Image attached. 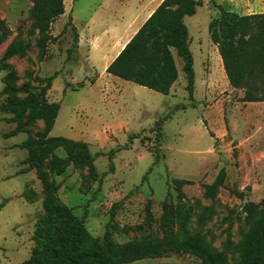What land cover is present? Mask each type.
Masks as SVG:
<instances>
[{
	"label": "rangeland",
	"instance_id": "rangeland-1",
	"mask_svg": "<svg viewBox=\"0 0 264 264\" xmlns=\"http://www.w3.org/2000/svg\"><path fill=\"white\" fill-rule=\"evenodd\" d=\"M63 2L65 12L51 26L50 40L39 46L30 31L31 3L0 0V58L11 44L22 50L0 72V105L6 99L1 78L7 72L18 76L17 85L28 81L26 72L52 78L46 98L60 108L50 135L82 141L92 156L101 155L94 158V172L69 164L56 173L49 166L52 155L64 159L67 154L44 145L43 121L9 137L16 125L9 120L12 115L0 111V264L29 258L43 212L41 182L36 170L24 164L28 154L20 148L28 138L49 180L60 186L57 198L72 214L86 216L84 226L93 238L101 241L109 226L124 252L122 264H204L183 246L218 264H245L243 244L253 221L264 217V86L256 77L230 87L208 32L218 16L213 3L238 4L202 0L196 13L185 17L195 76L190 96L175 53L178 79L168 95L100 75L105 52L95 51L92 69L88 40L75 43V32L87 39L102 35L119 12L118 0L103 7L104 0ZM236 2L248 8L254 4ZM30 82L37 88L46 84ZM248 96L262 101L244 102ZM93 132L99 137L93 138ZM221 169L225 179L209 197L205 187ZM28 187L38 194L33 203L21 197ZM249 204L254 206L250 218ZM178 210L182 221L161 219Z\"/></svg>",
	"mask_w": 264,
	"mask_h": 264
},
{
	"label": "trees",
	"instance_id": "trees-1",
	"mask_svg": "<svg viewBox=\"0 0 264 264\" xmlns=\"http://www.w3.org/2000/svg\"><path fill=\"white\" fill-rule=\"evenodd\" d=\"M28 1L31 3V34L37 35L36 44L44 46L50 40L51 26L64 13V2ZM201 3L202 0H163L108 65L106 73L168 95L178 79L175 53L182 60L186 90L192 96L195 76L193 58L189 50V34L184 19L193 16ZM213 5L217 6L218 16L210 21L208 32L211 42L217 48L229 85L232 88H240L259 77L264 86V14L239 16L222 5ZM68 25L71 26V19ZM67 27L62 32H65ZM77 42L78 35L75 32V43ZM15 55H22V50L11 44L0 58V72L7 69L6 61ZM24 77L28 81L20 85L16 84L18 76L14 72H7L1 78L4 84L2 93L6 99L0 105V111L12 115L9 120L16 125L9 137L26 133L37 119H41L44 145L51 146L52 149L63 148L67 154L64 159L52 155L49 163L51 170L61 173L66 166L73 164L75 167H87L89 171L94 172L92 163L95 156L101 153L92 156L84 142L49 137L60 108L58 103L48 102L46 98L52 78H38L33 76L32 72H26ZM34 80L46 84L37 88L30 82ZM32 90L39 92L30 94ZM20 95L25 97L21 98ZM243 101L262 100L248 96ZM34 145L28 138L20 144V148L25 149L28 154L24 164L29 163L28 169L36 170L37 178L41 182L43 212L38 215L35 223L30 256L19 264H122L124 252L112 239L109 226L101 241L93 238L84 226L86 216L78 217L72 214L71 209L57 198L60 186L49 180L36 157ZM153 152L158 160L157 152ZM110 170H114L113 166ZM224 179L225 170L221 169L214 181L205 187L206 195L213 198ZM100 183L101 181L98 186ZM21 197L33 203L38 199V194L28 187ZM262 203L264 205V200ZM115 207L116 205H113L112 210ZM253 207L252 204L246 206L249 218L252 216ZM164 210L167 213L166 203ZM161 219H170L173 223L184 218L178 210L169 214V218L162 216ZM183 249L202 258L204 264H218L204 257L193 247L183 246ZM243 257L245 264H264V217L253 221L251 232L243 244Z\"/></svg>",
	"mask_w": 264,
	"mask_h": 264
},
{
	"label": "crops",
	"instance_id": "crops-1",
	"mask_svg": "<svg viewBox=\"0 0 264 264\" xmlns=\"http://www.w3.org/2000/svg\"><path fill=\"white\" fill-rule=\"evenodd\" d=\"M109 1L110 0H104V2L99 5V7L107 5V2ZM162 1L163 0H118V3L116 4L118 5L119 12L114 18L113 23L104 28V32L102 35L97 36L96 34H92L90 36V39H87V37L83 38L81 35H79L78 44H80L83 39L85 41L88 40L89 56L87 58L91 63V67H93L92 69L96 68L95 63H92L96 62V59L94 57V54L96 53L95 51H104L106 57L103 59L104 62L100 75L106 73V68L108 67V65L116 58V56L123 49L126 43L133 37V35L138 31V29L142 26V24L147 20V18L152 14V12L159 6ZM234 1L238 5L234 6V4L229 5L225 3V6L229 8H226L228 11L238 14L239 16L264 14V3L262 4V0H253L254 4L251 8L246 7L244 4H239V2H236V0ZM218 61L222 65L220 56L218 57ZM50 133L49 137H52ZM97 134L98 133L93 132V138L97 136ZM106 138H108L107 135ZM65 139L72 140L70 138ZM10 263L19 264L21 262L18 263L17 261H12Z\"/></svg>",
	"mask_w": 264,
	"mask_h": 264
}]
</instances>
